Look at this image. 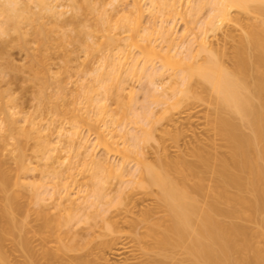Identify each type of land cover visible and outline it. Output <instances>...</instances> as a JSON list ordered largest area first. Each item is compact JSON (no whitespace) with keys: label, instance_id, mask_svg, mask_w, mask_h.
<instances>
[{"label":"bare ground","instance_id":"1","mask_svg":"<svg viewBox=\"0 0 264 264\" xmlns=\"http://www.w3.org/2000/svg\"><path fill=\"white\" fill-rule=\"evenodd\" d=\"M22 1L3 0L0 5V13L6 16L5 22L0 21V35L16 33L0 40V264H10L3 250L10 232H19L16 244L24 258L17 264H264V0H195L188 16H196L205 6L210 8L200 23L202 29L198 28L201 34L179 43L172 27H161L167 47L152 38L156 27L143 26V0H131V7L120 11L116 26L126 33L124 43L114 35H108L105 43L94 42L95 33H85L79 21L73 27L75 34L63 32L57 42L64 47L81 39L86 60L100 52L97 62L89 67L82 63L75 72L86 110L76 107V99L66 103L65 83L72 74L63 77L62 70L51 71L55 25L48 26L43 19L48 14L57 24L64 14L57 9L61 5L35 0L41 12L33 13ZM73 1L75 16L83 12L95 15V31H110L111 16L97 5L98 0ZM180 1L153 0L168 7L163 12L167 18L176 12ZM241 11L251 13L252 18L243 20ZM10 48L23 53L21 64L10 57ZM225 56L230 65L225 64ZM155 59L161 61L160 69L148 66ZM167 66L182 69L178 83L175 81L179 88L169 95L166 88L162 93L158 90L173 81L174 74H165ZM64 68L67 71L69 67ZM24 72L23 81L39 83L38 106L51 103L55 112L73 119L69 130L60 127L57 141L43 133L42 114L36 112L39 107L27 110L13 94L12 83ZM88 73L94 75L92 83L96 84L85 87L81 83ZM132 77L154 86L149 88V96H163L164 103L176 100L172 108L186 101L193 91L192 80L200 79L205 89L215 94L210 122L226 153L216 143L211 149L191 147L174 155L161 147L157 158L149 160L145 143L154 134L150 132L154 125L147 122L150 110L135 121L140 123L137 130L141 134L117 132L105 118L116 120L107 101L114 97L122 105L126 83ZM48 83H54V91L48 92ZM100 88L105 95L102 99L94 94ZM136 115L138 119L140 114ZM80 124L94 131L105 154L122 152L119 140H130L128 146L123 143L124 151L136 158V168L124 169L122 163L111 162L105 154L97 156L82 136ZM181 137L174 135L177 140ZM31 139L36 140L35 156L44 161L39 180H31L35 178L31 173L38 170L27 158L26 144ZM9 145L13 147V162L7 166L2 156ZM72 151L78 162L70 158ZM78 164L81 172H88L85 176L92 189L80 203L69 196L72 184L79 183L73 173ZM137 174L140 178L131 180L130 185L140 189L130 193L125 192L128 186L118 189V196L105 201L119 205L108 215V209H101L98 203L108 195L104 192L108 179L114 176L124 181V177ZM53 199L57 202L47 205ZM19 213L24 219L17 217ZM97 217L104 222L102 226L95 221ZM89 219L100 226L98 234L90 226L85 232L73 229L76 223ZM246 221H254L256 228ZM30 232L40 248L34 245ZM53 242L59 246L54 248Z\"/></svg>","mask_w":264,"mask_h":264},{"label":"rangeland","instance_id":"2","mask_svg":"<svg viewBox=\"0 0 264 264\" xmlns=\"http://www.w3.org/2000/svg\"><path fill=\"white\" fill-rule=\"evenodd\" d=\"M23 1L25 3L27 2L26 4L29 5V9L31 6V10L33 13H37V12L39 13L40 9L39 7L36 6L37 4L35 0H23ZM50 1L54 4L61 5V7L59 6V8L57 9L58 11L64 12V14L60 17V20L57 22V24L55 23L54 18L42 12L43 14H45L43 20L48 23V26L55 25V28H54L55 30L52 33L53 34L52 36L53 40L51 44L52 48L50 50L51 60H52V63H51L52 70L51 71L52 73H55L57 71L62 70L63 77H68L69 74H72L71 80L70 81L68 80V83H65L66 93H67L66 103L69 104L76 99L77 100L76 107L86 110L83 91L79 87L80 83L76 82L78 79V76L76 75L75 72L78 70V67L82 65V63H85L86 67H89L94 62H97L100 58L99 57L100 52L96 51L92 53L90 57L86 60L85 59L86 51L84 49V46L81 43L82 42L81 39L80 41H76L72 43L67 42L66 45L62 47V46H59L57 42L58 38L62 35L63 32H68V33L72 32L73 34H75L73 27L76 25V23L80 21L81 25L84 27L85 33L87 34L92 33V32L95 33V36L93 37L94 42L105 43L108 35H114L115 37L121 39V41L124 43V37L126 33L124 30L117 28L116 22L120 14V11H122L123 8H126V9L130 8L132 5V1L123 0V1L117 2L114 0H98L97 5L101 7L102 9L106 10L111 16V23H110L111 29L109 32L95 31L97 23H98L97 17L95 15H90L86 12H83V13H80L78 17L75 16L76 9H75V2L73 0H50ZM1 2H3V0H0V5H1ZM142 4H143V7L146 9V12L142 19L143 26L156 27L157 31L152 35V38L154 39V41H156L157 44H161L164 47H167L168 44L163 39V36L161 34V31L163 29L161 27H172V31L174 32V36L176 37V41L179 43L182 42L183 40L191 39L194 35H196L195 33L201 34L202 31H200L198 28L201 26L203 22L202 20H205L206 16L209 14V9H210L209 5L205 6L202 9V11H200V13H198L196 16L190 17L188 15H191L193 13V10L191 11V8L195 6L196 4L195 0H181L180 3L176 5L177 6L176 12L172 13L167 18L163 16V12H166L168 9V7H166L165 5H161L158 2L155 3L153 2V0H143ZM235 12H236V9H235ZM239 16L245 21H249L250 16L252 18L251 13L248 14L245 11L243 12L241 11ZM5 20H6V16L0 13V21L5 22ZM162 20L164 21L163 25L165 26L162 25L163 23ZM24 21H26V19H24ZM198 23L199 24L201 23V24L199 25ZM26 28H31V25H27ZM11 33L12 34L10 35L11 36L13 35L12 37L16 35V33L12 31ZM182 35H185V37H182ZM11 36L0 35V40L8 39V37H11ZM31 43L34 46L37 45L34 42H31ZM10 49H11L10 57H13L15 62L21 64L24 61L23 53H21L16 48H10ZM133 53L137 55L139 54V50L135 48ZM202 56H204V54L200 55L198 59L200 60V57L202 58ZM223 59L226 62L225 64L227 65L231 64V60L230 58L228 59L227 56L223 57ZM66 66H68L69 68L67 71H64L65 69L64 67ZM148 66L153 69L154 68L160 69V67L162 66V63L159 59L158 60L155 59V61H152V63H148ZM165 74L169 76L170 74L171 75L174 74V76H172L173 81H171V84L168 83L169 85L166 84V86H164L163 84L162 87H159L161 89L158 88V90H160V92L162 93L163 90L166 88L164 92L168 91L167 93L169 95V93L173 92L174 88H177V89L179 88L178 87L179 85H177L176 82L178 83V80L182 74V69H179V67L167 66ZM21 75H27V72L20 73L19 81L17 80L16 83H12L13 94L17 96L20 101L23 102L27 110L33 111L39 107L38 109H36V112L38 114H42L41 116L43 118V121H42L41 128L43 130V133L48 134L49 137L52 138V140L57 141L58 140V130L60 129V127L62 126L63 129L69 130L72 126L73 119L69 117V115L64 116L62 113L55 112L51 103H43L41 106H38L37 105L38 104L37 91H38L39 83H34L33 81H28V80L23 81L22 80L23 77H21ZM83 78H84L83 83L81 84H83L85 87L96 84V83H92L94 79L93 74L88 73L84 75ZM48 84H49L48 92L54 91L53 90L54 83H48ZM126 84H127V90H126V95H124L125 97H123L124 103L122 105L114 97L108 99L107 101V104L109 105V107L112 109L113 113L116 116V120H110V118L106 116L105 118H107L106 120H108L109 122L108 123L109 127L110 128L112 127L111 129H114L115 131L118 130L122 132L125 130L127 131L131 130L130 132L132 133L141 134V130H137L140 128L138 126L140 123H137L138 124L137 125L135 121H140L141 117L143 119L145 117V113L146 112L148 113V110H150L151 114L149 111L150 118L147 116L148 117L147 122L149 123V121L151 120L150 125L152 126L154 125V127L151 128V131L149 130L151 133L153 132L154 134L152 133L153 137L151 136L152 137L151 140L149 139L145 143V148H146L145 151L148 155L147 158L149 160L154 161L155 158H157V156L160 153L159 151L163 150V148L161 149V147H166L168 151L171 153V155H174L178 152L179 149H182L183 152L186 153L188 149H193V148L198 149V147L199 148L208 147L209 149L210 147L212 148V145L216 143L220 151H223V152L225 151L226 148L221 147L222 141L217 136L210 122V119L213 116L214 111H215V104H214L215 94L212 91L205 89L206 86L204 87V84L202 83L200 79L194 78V80H192L191 85L193 87V91L189 93V96L185 102L180 104L179 107H174V108L170 106H171V103L175 102L176 100L175 101L169 100V103H164L163 96H160L159 99L153 98L151 96L152 94L149 96L150 94L149 92H151L149 91V88L152 89L154 86L149 85V82H147L146 80L144 79L139 80L138 77H132ZM130 91L132 93L131 96L129 95ZM94 94L100 99L105 97L102 88L98 89ZM123 105L125 106L126 109L123 107ZM70 107H72L71 104H70ZM90 110H92V107H90ZM134 113H136L137 115L140 114L138 116L139 120L137 119V117H135L136 114L134 115ZM80 131L82 133V136H85L88 139V145L94 148L93 150L94 153L97 156H101V155L103 156L105 154L104 152L105 149L99 144V140L97 138V135L94 133V131L86 124H80ZM175 133L181 134L182 137L179 140L175 139L174 138ZM119 141H120L119 147H121L122 152L119 151L120 153L119 152L107 153L106 151V154H105L107 155L106 157H109L108 159L115 164L122 163V165H124L123 166L124 169L125 167L129 170L130 169L132 170V168L135 169L138 163L136 158L132 155L129 156L130 154L129 155L127 154L128 153L127 150H125L127 152L124 153L125 152L124 149L126 148L125 146H128V143L131 141L127 140V138L121 139ZM123 143L125 144V146ZM35 144H36L35 139H31L26 144V153H27V158L29 159L28 161H32V165L38 166V170H35L31 173L35 177V178H32L31 180H34V179L39 180L42 176L41 170L44 167V161L37 158L35 156V153L33 152L35 149ZM12 148L13 147L9 145L8 149L3 151L2 157L6 161L7 166L11 165L13 162L11 158V154H10V149ZM125 154H127L128 156L127 155L124 156ZM75 155L76 153L72 151L70 154V158H74ZM74 160L78 162L77 158H74ZM67 161L69 162L71 160L68 159ZM78 166H79L78 169H75L73 173L79 183L72 184L70 192H69V196L77 199V202L80 203L85 200L84 197H86L87 199V196H89V194H92V189L89 187L87 176H85L86 174H88V172H84V173L81 172L80 168L82 166L80 164H78ZM139 178H140V174H137L135 176H131V175L126 176L124 177V181H122L118 177H114V176L110 177L108 179L109 182L105 184V189H104V192L106 193V195L107 194L108 195L107 197L106 196L104 197L103 201L102 199H101V202L98 201L101 209L107 208L109 211L107 213L108 215H110L111 211L112 213L113 211L115 212L116 211L115 209H117L119 205L116 204V206L115 205L111 206V204H107L106 202L109 199H111V197L114 198L115 196H118L117 190L124 186H128L125 189V192L127 193L137 191L135 189L139 187H136V184H133V187H132V185H130L131 184L130 181L134 179L138 180ZM62 195L64 197H68V194L66 192H63ZM90 200L91 199H89L87 204L90 202ZM114 201H116V199ZM54 202H57V200H54V199L48 200L46 203L47 205L52 206ZM25 203H26V200H25ZM112 204H115V202H113ZM29 208L32 210V207H29ZM92 210H95V209H92ZM87 211L88 210H84L83 212H87ZM52 212L56 213L57 210L55 208H52ZM22 214L23 213L21 214L19 213L17 217L19 216L18 217L19 219H24V215ZM80 216L81 214H79V217ZM102 216H99V217H101L102 219ZM78 218L77 220H79ZM82 218H83V215H82ZM101 219L97 217V219L95 220L96 222H98L100 226H102L101 224L103 222ZM95 221H93L92 219H89L87 222H84V221L78 222L76 223L77 225H74L73 229L81 230L82 228V230H84L85 232V230H88V227L90 226L89 229L92 228L93 232L98 234L97 232L99 231L100 226L97 223H95L96 226L94 223L91 224L92 222H95ZM246 222L248 223V225L253 226L252 228L255 227L254 221L253 222L246 221ZM31 223L35 224V222H31ZM256 226H258L257 223H256ZM14 233L13 232L12 233L10 232L9 234L7 233V236H5L6 238L3 242V250L5 249V252L7 253L6 255H8V259L10 260V264H17L20 261H23V258H24L22 256L21 248L19 249L18 244H16L19 239V236H17L19 232L16 235ZM23 233L25 234V232H22V234ZM28 235L32 237L34 245L37 248H40V245L38 244L39 241L38 242L36 241L33 234L30 232L28 233ZM90 237L92 238V236ZM53 243L51 244L52 246H54V248L59 246V243L58 245L56 242H53ZM123 256L121 255V257ZM121 257H118V258H121Z\"/></svg>","mask_w":264,"mask_h":264}]
</instances>
